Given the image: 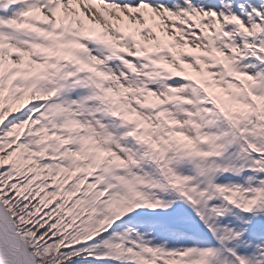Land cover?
Instances as JSON below:
<instances>
[{"label":"snow or ice","instance_id":"1","mask_svg":"<svg viewBox=\"0 0 264 264\" xmlns=\"http://www.w3.org/2000/svg\"><path fill=\"white\" fill-rule=\"evenodd\" d=\"M0 264H264V0H0Z\"/></svg>","mask_w":264,"mask_h":264}]
</instances>
